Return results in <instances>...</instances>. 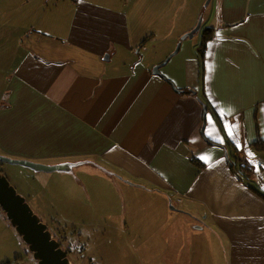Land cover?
Returning a JSON list of instances; mask_svg holds the SVG:
<instances>
[{
	"label": "crops",
	"instance_id": "crops-1",
	"mask_svg": "<svg viewBox=\"0 0 264 264\" xmlns=\"http://www.w3.org/2000/svg\"><path fill=\"white\" fill-rule=\"evenodd\" d=\"M206 1L61 0L37 28L0 24V151L120 169L77 166L64 182L130 188L85 208L103 221L121 212L140 246L165 238L164 264L195 262L190 244L217 264H264V0Z\"/></svg>",
	"mask_w": 264,
	"mask_h": 264
},
{
	"label": "rangeland",
	"instance_id": "rangeland-1",
	"mask_svg": "<svg viewBox=\"0 0 264 264\" xmlns=\"http://www.w3.org/2000/svg\"><path fill=\"white\" fill-rule=\"evenodd\" d=\"M46 1H48L46 6L43 8L39 7ZM57 1L61 0H0V24L5 26L15 24L20 27L23 25L26 27L34 26L37 28V25L46 19H50V16H47V14H60L59 11L56 12L57 6L55 5ZM35 8H37L36 11H33ZM43 12L46 14L43 15ZM56 18L60 19L61 17ZM56 21L55 18L50 20L51 23H55ZM196 40H198L197 36L188 41L197 42ZM177 48L178 45L176 44L171 55L176 53ZM180 53H185V48ZM155 66L157 67L159 65ZM0 156L12 160L36 162L28 158L13 157L1 151ZM89 159L95 158H87L85 160H88V162H83L84 164L81 162L82 164L79 166L103 170L110 178L118 177L122 179L125 175L120 169L109 164V162L102 158H97L98 161L96 159L93 161ZM74 160L78 161L77 159ZM40 163L43 164V162ZM45 164L52 165L49 163ZM0 170L9 179L11 185L17 189L18 193L26 198V201L41 221L48 225L52 235L56 234L55 230H57L62 236L67 235L69 238L71 237L75 247L70 253H67L72 264H164L167 262V259H170V256H175V253L165 254V256L160 254L161 248H157V245L163 242L164 246V242L166 241L160 235H158V238H149V244L144 245L142 243L141 246L137 238L133 235L127 237L124 232L125 219L123 220L124 217L121 215V212L119 213L118 211L117 215L107 221H103V219L97 220L94 215L92 217L87 211L86 208L90 207L91 201L95 199L107 202L109 200L103 199L111 198L112 201L114 198L119 200L124 199L125 201L130 199L128 194L130 188H126L124 184H120V190L113 188L112 192L104 189L99 194H96L93 187L98 186L99 183L93 177H88L85 183L81 179V173L74 175L76 178L74 183L70 182L67 184L64 182L66 178L63 176V173L41 172L19 164L5 163L2 161H0ZM126 179L135 184H139L137 179ZM135 191L138 195L144 193L142 190ZM83 194L88 198L85 201L89 202H84V207L78 206L72 201V206L66 205L69 203L67 198L75 200L76 198H81L80 196ZM151 194L149 193L148 196ZM84 196L81 198V201L84 200ZM128 203L126 202V211ZM92 206L94 209L93 202ZM78 210H82L83 213H79ZM104 215L105 207L102 205L101 217ZM127 216L129 219L128 211ZM104 222L106 223L104 224ZM102 228L104 229L98 230ZM65 231L67 232L65 233ZM189 241L192 240L189 239ZM12 243H15V247H13L15 249L13 251ZM60 244L65 250L66 244L61 242ZM190 246L198 249L195 250V262L197 264H217V257L215 255L213 257L210 256L204 245L201 246L202 250L193 244H190ZM7 249H11V255L6 253ZM169 251H173V248H169ZM81 252L84 253L81 254ZM194 256V253H192L190 258ZM11 262L13 264H37L28 251V246L24 243L22 237L17 234L15 228L8 221L5 212L0 207V264H10ZM195 262L193 260L185 261L183 264H194Z\"/></svg>",
	"mask_w": 264,
	"mask_h": 264
},
{
	"label": "water",
	"instance_id": "water-1",
	"mask_svg": "<svg viewBox=\"0 0 264 264\" xmlns=\"http://www.w3.org/2000/svg\"><path fill=\"white\" fill-rule=\"evenodd\" d=\"M211 0H207L205 7H208ZM202 21H199L195 31L190 34L194 36L201 28ZM179 51V46L176 52ZM168 60V59H167ZM167 62V61H166ZM160 65L155 67L153 72L159 74ZM204 111L207 113L208 107L203 103ZM0 161L11 164L32 168L33 170L49 173H69L80 164L62 163L56 165H46L42 163L31 162L27 160H12L0 156ZM84 164V163H83ZM0 207L5 212L8 221L15 228L17 234L22 237L24 243L28 246V251L37 264H72L60 242H58L49 230L48 225L41 221L34 212L30 204L15 187L9 179L0 170Z\"/></svg>",
	"mask_w": 264,
	"mask_h": 264
},
{
	"label": "trees",
	"instance_id": "trees-1",
	"mask_svg": "<svg viewBox=\"0 0 264 264\" xmlns=\"http://www.w3.org/2000/svg\"><path fill=\"white\" fill-rule=\"evenodd\" d=\"M211 32H212V30L211 29H208V30H206L205 31V34H204V39L202 40V48H203V51H205V49H206V47H207V44L209 43V41H210V38H211ZM204 104H207V103H205L204 102ZM256 151L257 152H264V143H261V142H258L257 144H256ZM250 169V168H249ZM251 170V169H250ZM245 171L246 172H248V173H250L251 171H247V168L245 169ZM50 229V228H49ZM66 229V228H65ZM67 231H65V233H66ZM55 233L56 234H53V236L54 235H56V236H54V238L55 239H57L58 241H60L61 243H65L66 244V248H65V250L68 252V253H70L72 250H73V248L75 247V245H74V241L71 239V237L69 238L67 235H64V236H62L57 230H55ZM71 240H72V242H71ZM77 250V249H76ZM81 251H84V250H81ZM84 253V252H83ZM82 253V254H83Z\"/></svg>",
	"mask_w": 264,
	"mask_h": 264
},
{
	"label": "snow or ice",
	"instance_id": "snow-or-ice-1",
	"mask_svg": "<svg viewBox=\"0 0 264 264\" xmlns=\"http://www.w3.org/2000/svg\"><path fill=\"white\" fill-rule=\"evenodd\" d=\"M219 36V33L217 34ZM228 132H229V136H233L234 133L231 131V129H228ZM236 147L239 149L241 146L239 143H237ZM249 156H252L253 154L252 153H248Z\"/></svg>",
	"mask_w": 264,
	"mask_h": 264
},
{
	"label": "flooded vegetation",
	"instance_id": "flooded-vegetation-1",
	"mask_svg": "<svg viewBox=\"0 0 264 264\" xmlns=\"http://www.w3.org/2000/svg\"><path fill=\"white\" fill-rule=\"evenodd\" d=\"M83 248V247H82ZM83 252H81V254H82Z\"/></svg>",
	"mask_w": 264,
	"mask_h": 264
}]
</instances>
